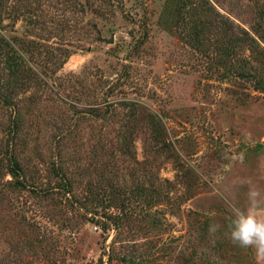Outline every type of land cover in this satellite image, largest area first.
<instances>
[{"label": "rangeland", "instance_id": "1", "mask_svg": "<svg viewBox=\"0 0 264 264\" xmlns=\"http://www.w3.org/2000/svg\"><path fill=\"white\" fill-rule=\"evenodd\" d=\"M0 35V264H255L264 0H0Z\"/></svg>", "mask_w": 264, "mask_h": 264}, {"label": "clouds", "instance_id": "2", "mask_svg": "<svg viewBox=\"0 0 264 264\" xmlns=\"http://www.w3.org/2000/svg\"><path fill=\"white\" fill-rule=\"evenodd\" d=\"M229 238L241 248L252 249L255 264H261L264 261V209L249 204L239 215L234 216Z\"/></svg>", "mask_w": 264, "mask_h": 264}, {"label": "trees", "instance_id": "3", "mask_svg": "<svg viewBox=\"0 0 264 264\" xmlns=\"http://www.w3.org/2000/svg\"><path fill=\"white\" fill-rule=\"evenodd\" d=\"M195 20L192 22L193 24L189 28L188 35L193 41H195V43H197V45H199L201 43V39H200L201 36L200 35L202 34L203 29H202V27H198L196 25ZM222 31H223V33H226L228 31V28L225 26ZM239 39H241L243 41L247 40V39L253 40V37H251V36H246V37L240 36ZM230 41L231 40H229V43H230ZM9 50H14V46L8 40H5V38L3 36L0 35V67L3 69H7V72H6L7 74H11L12 71L13 72L16 71L17 69H14V68L17 67L21 62L20 60L19 61L16 60L15 57L12 54H10ZM1 82H0V98L5 103H9L11 94H10V92L7 91L8 80L4 79L3 81L1 80ZM262 89L264 90V86H262ZM11 160H12V163H11L10 170H9L10 173L13 176L19 175L21 172V166L19 165L18 160L14 157Z\"/></svg>", "mask_w": 264, "mask_h": 264}]
</instances>
